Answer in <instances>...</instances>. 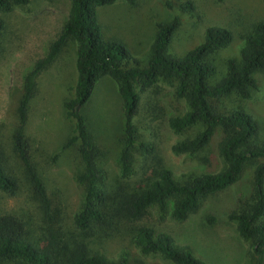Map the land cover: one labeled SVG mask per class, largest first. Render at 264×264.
<instances>
[{"label":"trees","instance_id":"obj_1","mask_svg":"<svg viewBox=\"0 0 264 264\" xmlns=\"http://www.w3.org/2000/svg\"><path fill=\"white\" fill-rule=\"evenodd\" d=\"M31 1L0 0V12L8 13L14 7L26 6ZM116 1L70 0L69 14L48 42L44 54L22 74V93L16 109L17 124L12 140L32 191L43 207L46 228L41 236H33L18 216L0 215V264H130L126 252L120 260L111 261L89 247V241L95 235L109 238L122 229L130 233L132 243L143 255L159 254L173 264H205L190 251L174 248L170 235L144 222V219L152 208H156L162 220L170 207L171 218L176 222L184 221L196 213L208 198L234 186L249 162L256 163L251 192L246 198L239 197L237 208L229 218L236 223L238 238L248 247V264H264V141H258L259 125L244 108L221 112L216 107L222 98L233 95L248 100L258 89L256 75H264V21L254 24L242 37L239 60H227L225 75L212 84L218 71L213 55L234 42L230 29L215 25L206 27L202 41L178 56L170 51L182 24L181 19L175 16L170 22L156 25L146 67H139L137 61H134V66H129L132 57L128 49L119 41L106 40L99 20L98 9L112 6ZM261 2L264 5V0ZM168 6L172 7L170 3ZM178 10L191 12L194 4L182 2ZM4 26L0 18V36ZM69 40L78 45L75 60L77 81L72 88L73 98L63 103L66 118L74 123L73 135L63 148L76 146L82 164L76 181L84 190L81 210L73 220L76 232L72 235L53 228L52 202L31 163V145L25 135L38 78L55 63ZM103 77L117 82L122 100L125 119L119 155L122 180L133 175V149L136 145L147 154L154 151L151 144L137 141L133 119L140 103L137 89H151L160 81L172 84L175 96L184 99L189 108L183 115L169 119L173 133L182 134L196 125L203 128L193 138L175 144L173 153L195 156L217 133L221 136L218 152L226 164L225 169L217 174L195 176L183 183L178 182L168 169H154L151 179L148 178L144 187L138 190L119 185L106 188L96 159L98 153L82 114L95 85ZM2 160L0 151V191L15 196L19 191L18 180L7 171ZM214 221L215 218L209 220Z\"/></svg>","mask_w":264,"mask_h":264},{"label":"rangeland","instance_id":"obj_2","mask_svg":"<svg viewBox=\"0 0 264 264\" xmlns=\"http://www.w3.org/2000/svg\"><path fill=\"white\" fill-rule=\"evenodd\" d=\"M191 1L194 10L182 13L178 5ZM168 3L172 7L168 6ZM70 0H32L26 6H16L8 13L0 12L5 26L0 36V151L2 163L18 180L19 191L9 196L0 191V215L12 214L21 218L33 236H41L44 210L36 199L26 177L24 166L16 155L12 134L17 124V106L22 93V74L40 58L54 38L62 22L69 14ZM102 33L106 40L121 42L128 49L134 66L147 65L148 54L156 25L170 22L175 16L182 21L170 51L182 55L198 45L204 30L210 25L227 27L233 32L234 42L213 55L217 66L216 83L226 73L229 59L239 60L242 37L253 25L264 21V5L261 0H117L112 6L98 9ZM77 43L69 40L55 63L38 78L37 92L29 107L25 135L31 145L30 159L37 174L43 180L52 202L53 228L64 234L75 233L73 220L81 210L84 190L76 181L82 164L76 146L64 149L73 135L74 123L65 116L64 101L74 96L72 88L77 81L75 67ZM258 89L248 100L237 96L222 98L217 109L230 112L244 108L259 125L258 141H264V75L258 73ZM137 92L140 95L139 110L133 124L137 129V141L151 144L152 154L136 145L133 149V175L120 178V139L125 126L122 100L118 84L110 77H103L95 85L82 114L92 136L98 167L104 182L110 187L135 189L144 187L152 171L168 169L178 182L207 173L217 174L226 167L218 152L221 139L213 140L197 155L175 154L172 147L193 138L203 128L196 125L182 134H174L169 119L181 116L189 108L184 99L175 96L174 86L160 81L155 87ZM256 163L249 162L239 181L229 190L204 201L200 209L182 222L171 218L169 207L163 219L156 208L149 211L144 222L170 235L173 247L190 251L205 264H248V247L237 236L236 223L229 216L237 208L239 197L251 192ZM241 199V198H240ZM215 218L214 222H209ZM92 251L99 252L111 261L128 254L130 264H173L159 254L143 255L134 246L131 235L125 230L115 231L109 238L101 234L89 241Z\"/></svg>","mask_w":264,"mask_h":264}]
</instances>
